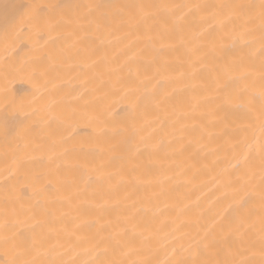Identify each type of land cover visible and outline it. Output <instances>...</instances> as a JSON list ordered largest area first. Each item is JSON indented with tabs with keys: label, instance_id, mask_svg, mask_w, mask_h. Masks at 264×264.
Returning a JSON list of instances; mask_svg holds the SVG:
<instances>
[{
	"label": "bare ground",
	"instance_id": "bare-ground-1",
	"mask_svg": "<svg viewBox=\"0 0 264 264\" xmlns=\"http://www.w3.org/2000/svg\"><path fill=\"white\" fill-rule=\"evenodd\" d=\"M165 2L260 0H0V264H264L260 155L232 171L234 116L180 75L203 54L189 48L208 25L197 16L151 40L119 17L78 19L74 7ZM34 3L55 6L39 27L21 19ZM213 34L217 49L231 48L225 30ZM259 35L255 56L243 53L257 91ZM259 135L257 124L253 143ZM193 235L207 237L199 255L187 251Z\"/></svg>",
	"mask_w": 264,
	"mask_h": 264
},
{
	"label": "snow or ice",
	"instance_id": "snow-or-ice-1",
	"mask_svg": "<svg viewBox=\"0 0 264 264\" xmlns=\"http://www.w3.org/2000/svg\"><path fill=\"white\" fill-rule=\"evenodd\" d=\"M21 7L23 8L21 19L27 24L39 27L51 19V9L55 6L42 7L34 3ZM45 7L49 11H45ZM74 7L78 10V19L87 20L90 24L95 23L99 27L102 22L119 17L121 22L128 26L138 30L143 29L151 40L162 39L166 34L183 32L186 28L191 27L190 20H195L197 16L201 17V24H207L208 27L199 33H193V40L197 42V47L195 49L189 48V51L203 52V54L198 56L195 61L189 56V70H182L180 75L188 78L193 90L199 88L202 92L214 93L211 98L216 103L217 111L230 112L234 116L232 135L236 140L234 145L236 152L228 161L232 171L247 167L253 154L259 153L262 162L259 174V196L262 205H264V0H260L259 5L165 2L157 4L88 3ZM256 8L259 9V12L254 15ZM205 13L207 15H204ZM257 19L259 20L258 25L256 24ZM236 20H241L243 23L237 26ZM230 23L232 28L227 30ZM217 29L225 30V38L231 41V48H225L221 45L217 49L213 34ZM257 30L260 33L259 91H257L255 80H251V74L246 71V58L243 54L244 49H248L247 56H255L253 44ZM14 31V27L6 29L5 36L7 37ZM205 35L209 37L207 41L202 40ZM205 48L208 49L207 52H204ZM164 65L167 66V61H164ZM197 65L199 66L197 67ZM197 80H199L198 84L195 83ZM160 83L157 81L153 88L159 87ZM257 99L260 101V106L258 114L254 115V112L257 111ZM257 124L260 135L256 143H253L252 136H255ZM250 132L251 136L249 135ZM133 147L134 145H130V153H132ZM244 149L246 151L241 156L240 151ZM251 183L252 180L250 179L247 184ZM247 184L244 186L245 189ZM245 203L247 201L241 199L238 201V206L243 207ZM262 233H264V229H262ZM206 239V236L199 239L194 235L188 236L187 251L193 255H199L202 249L207 247ZM261 241L264 243V234L261 236ZM181 247L183 248V245ZM176 251L173 248V256ZM12 264H15V261ZM24 264H36V261L26 260ZM50 264H54V262H50ZM65 264H76V261H67ZM82 264H104V262L93 257L84 260ZM109 264H116V262L112 261ZM141 264H147V262H141ZM157 264H207V262L196 259L188 262L166 257L164 260L158 261ZM233 264H247V262L239 260L233 261Z\"/></svg>",
	"mask_w": 264,
	"mask_h": 264
}]
</instances>
